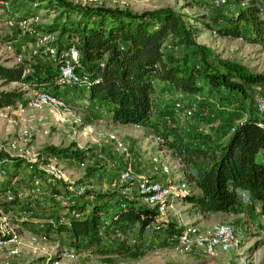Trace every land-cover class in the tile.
I'll return each instance as SVG.
<instances>
[{"label":"rangeland","instance_id":"374dc122","mask_svg":"<svg viewBox=\"0 0 264 264\" xmlns=\"http://www.w3.org/2000/svg\"><path fill=\"white\" fill-rule=\"evenodd\" d=\"M3 1L4 3H0V62H24V75L27 77L52 68L55 62L52 60L48 44H59L60 31H40L34 36V33H28V24L22 21L23 18H19V14L39 13L37 21H29L33 27L38 28L43 24L52 23L60 11L59 8L49 6L50 0H17L16 8L20 9L16 13V8L8 11L13 8V1ZM69 1L91 5L82 0ZM259 2L264 8V0ZM102 6L129 8L134 11L172 7L182 14L188 24L196 26L198 31L193 35L196 43L209 46L224 59L241 63L249 72L264 75L262 44L244 37L220 34L208 24L221 22L224 12L229 8L228 5L215 7L211 5V0H203L202 3L194 0H105ZM71 13L73 16L79 15L76 10ZM62 20L63 17L60 22ZM45 34H51L54 38H45ZM165 47L172 60H178L186 51L193 52L195 49V45H187L173 34L169 35ZM20 54L22 58L18 60ZM244 84L245 91L230 90L223 85L212 90H202L200 104L206 110L205 117H199L196 111H187L190 96L184 97V108L177 110L174 104L176 90L158 84L154 104L155 116L156 113L164 115L172 111L187 136H191L190 133L195 129L203 127L204 123L210 124L213 132L217 133L211 125L212 122L217 118L222 120L227 117L223 125L218 126V132L223 134L221 132L229 127V123H237L245 118L250 107L255 106L256 93L264 92V77L251 83L245 81ZM82 86L61 85L68 93L67 97L65 95L67 105L38 106L31 101L34 87L30 83L24 80L5 82L0 76V88H24L26 96L14 104L0 106V166L11 175L8 185L14 195L23 198L25 202H7L5 191L0 193V232L8 233L5 237L11 234L18 237L17 240L0 243V260L8 258L10 264H49L54 255L61 254L60 264H264V228L260 224V205L254 204L247 197L243 198L240 211L201 212L190 201L184 200L182 194L169 196L166 209L170 217L183 226L189 223L207 225L217 221L233 223L237 231V245L213 254L196 243L182 242L178 238L159 232L148 231L142 236L139 226L131 224L118 229H108L106 225H102V236L108 242L121 244L125 248L116 253L97 251L85 242L79 249L78 244L72 242L66 233L56 231L53 228L55 225L50 224V218L59 214H70L75 209L64 205L62 198L54 194L55 191L71 197L68 194L82 188L83 195L77 196V201H82L85 197L95 198L93 190L115 195L128 194L154 206L147 202L144 192L141 191L144 179H163L162 173L150 163V154H164L170 161L175 178H179V173L187 169L172 148L160 145V136L152 124L118 122L103 117L92 121L85 120L81 113L82 108L77 105L75 99L69 97L74 94L76 88L80 93L83 92ZM85 89L89 92V87L86 86ZM104 105L108 112L107 105ZM57 116L66 123H57ZM224 135L221 140L225 139ZM51 143L68 145L84 152L80 156L73 152L69 155H50L44 151L47 144ZM197 156L199 160L193 168L201 171L208 163L209 156H206L207 159L203 158V155ZM258 158L264 159L262 151L258 153ZM13 161L20 162L17 172L11 171ZM30 163H33V166ZM129 166L131 170H128ZM126 171L129 172L125 174ZM5 174L0 175V181L8 177L9 174L6 177ZM35 174L43 177L52 175L54 181L50 185L45 184L42 192L32 196L31 187ZM185 174L190 180L192 190L196 189L187 170ZM172 188L176 190L175 187ZM11 246L18 247L17 254H8ZM65 249L72 250L75 255H62Z\"/></svg>","mask_w":264,"mask_h":264},{"label":"trees","instance_id":"16d2710c","mask_svg":"<svg viewBox=\"0 0 264 264\" xmlns=\"http://www.w3.org/2000/svg\"><path fill=\"white\" fill-rule=\"evenodd\" d=\"M11 1L13 8L8 11L17 7V0ZM229 1L234 9L227 8L221 22L208 24L220 34L244 37L264 46V8L259 0ZM242 1L247 2L242 4ZM49 6L58 7V15L52 23L36 28L33 35L58 30L60 47L76 42L87 74L89 97L105 103L112 120L154 125L160 136V145L172 148L180 156L187 168L185 171L198 189L182 194L183 199L201 212H211L240 211L243 198L248 197L260 205V224L264 228V159L258 158L260 151L264 153V126L259 123L256 106L250 107L245 118L238 121L232 131L228 130L233 123H229V127L221 132L223 134L200 127L190 133L191 136L182 130L175 113L168 111L155 116L154 109L157 79L164 80L165 87L195 93L221 85L230 90L245 91V81L251 83L264 75L249 72L241 63L224 59L209 46L196 43L193 39L198 31L196 26L188 24L182 14L169 6L134 11L122 7L81 5L69 0H50ZM19 9L16 8V13ZM73 10L79 15L73 16ZM33 13H21L19 18H27ZM171 34L187 45H195L194 51H186L178 60H172L165 47ZM25 68L24 62L10 65L0 62V76L5 82L24 80L34 88L58 86L55 68L31 77L24 75ZM24 93V88H0V106L25 99ZM222 135L226 136L223 140ZM44 152L50 155L73 152L80 156L84 150L51 143ZM197 155L206 159L209 156L200 173L193 168L199 160ZM19 166L20 162L13 161L11 171L17 172ZM10 178L9 174L0 181V193L9 186ZM243 191L247 194L244 195ZM92 192L95 198L85 197L82 201H77L79 195L74 192L68 194L71 197H66V202L62 203L80 214H67L63 221L53 226L56 231L66 233L79 249L85 243L103 253L125 249L102 236V225L108 229L137 225L142 236L148 231L169 235L182 229L177 220L160 219L156 206L131 195ZM6 201L25 203L23 198L16 196ZM159 219L162 225L156 228L153 223ZM5 235L8 233L0 232V236Z\"/></svg>","mask_w":264,"mask_h":264},{"label":"built area","instance_id":"2783aa9c","mask_svg":"<svg viewBox=\"0 0 264 264\" xmlns=\"http://www.w3.org/2000/svg\"><path fill=\"white\" fill-rule=\"evenodd\" d=\"M85 3L94 5V6H102L104 5L105 0H82ZM117 2V0H113ZM4 3L3 0H1ZM9 3L8 1H6ZM247 1H242V4H245ZM211 5L215 7H222L224 5H228L229 9L233 10L234 6L230 5L229 0H211ZM40 14L35 13L32 16L23 18L22 21H25L27 25L28 33L32 34L36 32V28L33 27L29 21H37L39 19ZM53 35L45 34V38H51ZM54 38V36H53ZM242 38V37H239ZM51 41V40H50ZM50 46V47H49ZM48 48L51 51V57L53 61H56L58 65V72L56 77V82L58 85H74V84H82L83 86L88 87V79L87 74L84 72V65L81 59L80 49L77 46L76 42H71L63 45L62 47L59 44H48ZM18 60H21V54L18 55ZM103 63V62H102ZM26 71V68L24 72ZM176 97L174 99L175 108L178 110L181 107L184 108V97H189L188 104L186 106L187 111L190 113L191 111H196L199 117L206 116V110L200 104V98L202 96L201 92L190 93L183 90H176ZM86 98L82 102L83 108L87 109L91 106L99 108L102 103L96 99H91L89 94L85 95ZM31 101L38 105L42 106L44 104H52L55 107H61L63 105H67V98L53 91L48 87H40L34 88V95L31 97ZM256 110L259 114V123L264 126V92L256 93L254 97ZM183 118V117H182ZM235 124H231L228 131H231L235 128ZM210 124L204 123V130H212L209 126ZM212 126H220L221 120L215 119ZM114 136V134H112ZM120 144L127 150L124 143L120 141ZM179 156V155H178ZM180 157V156H179ZM181 159V158H180ZM150 163L153 168L157 171H160L163 175V179H144L142 182L141 191H143L144 198L149 202V204L157 207L160 219H169L171 218L169 215V211L166 209V206L169 204L168 198L170 195H178L183 193H188L193 191L190 186V181L187 178V175L184 172L179 173V178H175L172 174V166L170 161L166 158L164 154L160 152H153L149 156ZM33 166V163H30ZM131 167L129 166V169ZM129 171H126L127 174ZM6 173V169L3 166H0V175H4ZM33 183L31 187L32 196L42 192L45 188V184L50 185L53 183L54 179L52 175L48 176H40L39 174H35L33 177ZM172 187H175L176 190H173ZM6 199H12L15 195L10 186H8L5 190ZM57 197H61L62 202H66V197L61 192H54ZM74 194L80 195L83 194V189L78 188L74 190ZM243 194L246 195L247 192L243 191ZM248 198V197H247ZM1 208V207H0ZM76 215H79L80 212L78 210H74ZM66 218L65 215H57L53 218H50V224L55 225L58 221H63ZM160 219L157 222L153 223V226L156 228L161 227ZM107 221V220H106ZM182 229L170 233L169 236L172 238H178L182 242L188 243H196L202 246L209 253H217L221 249L231 248L236 246L238 243L237 231L235 226L230 221H217L207 225H201L199 223H189L187 225H182ZM16 234H11L8 237L0 236V243L7 242L8 240H17ZM134 241L136 238H133ZM18 252L17 246H11L8 249L9 255H15ZM62 255L74 256L75 253L72 250H63ZM61 254L54 255L51 260H49V264H60L61 262ZM0 264H10V259L3 258L0 260Z\"/></svg>","mask_w":264,"mask_h":264},{"label":"crops","instance_id":"0c3cea01","mask_svg":"<svg viewBox=\"0 0 264 264\" xmlns=\"http://www.w3.org/2000/svg\"><path fill=\"white\" fill-rule=\"evenodd\" d=\"M4 64H7V65H10L11 63H7V62H3ZM53 68H55V69H53V70H55L56 72H58V66H53ZM51 68H49V69H47L45 72H48L49 70H50ZM45 72H43V73H40V74H44ZM165 81L164 80H161V79H157L156 80V84L158 85V84H162V85H165ZM86 86H82L81 87V90H83V92H81L80 93V91H78V88H76L75 90H74V94L73 95H69V97H72L73 99H75V101L77 102V105L78 106H80L82 109L81 110H83V112H81L82 114H83V117L85 118V120H87V121H92L93 119H96V118H98L99 117V119H102V117L103 118H107V119H111V118H109V115H108V112L106 111V108L104 107L105 105V103H103V102H101L102 103V105L99 107V108H96V107H94V106H91L90 108H87V109H85V108H83V106H82V102L84 101V99L86 98V96L85 95H87L88 94V92L86 91V89L84 90V88H85ZM53 91L55 90V92H57V93H59V94H64V96L66 95V97H67V95H68V93H67V91H65V89H63L60 85H58L57 87H55V88H51ZM166 90V89H165ZM168 90V89H167ZM53 118H55V117H53ZM60 117H58L57 116V120L59 119ZM242 118V117H241ZM218 119H220V118H218ZM225 119H227V117H224L222 120H221V123H224V120ZM112 120V119H111ZM57 123H66V121H62L61 119H59V122L57 121ZM213 127H214V129L218 132V126H214L213 125ZM211 131H213V130H211ZM92 134V133H91ZM195 170V172L196 173H200L201 171H199V170H196V169H194ZM202 170V169H201ZM196 191H198V189L196 188Z\"/></svg>","mask_w":264,"mask_h":264}]
</instances>
